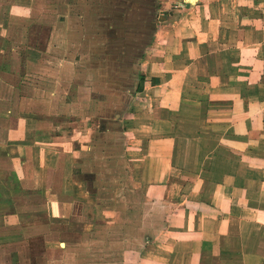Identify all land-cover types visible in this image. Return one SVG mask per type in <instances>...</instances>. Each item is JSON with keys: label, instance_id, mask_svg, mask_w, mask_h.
Returning a JSON list of instances; mask_svg holds the SVG:
<instances>
[{"label": "crops", "instance_id": "1", "mask_svg": "<svg viewBox=\"0 0 264 264\" xmlns=\"http://www.w3.org/2000/svg\"><path fill=\"white\" fill-rule=\"evenodd\" d=\"M79 256L264 264V0H0V264Z\"/></svg>", "mask_w": 264, "mask_h": 264}, {"label": "rangeland", "instance_id": "2", "mask_svg": "<svg viewBox=\"0 0 264 264\" xmlns=\"http://www.w3.org/2000/svg\"><path fill=\"white\" fill-rule=\"evenodd\" d=\"M159 13H157V15H158ZM159 16V15H158ZM78 258H80L79 259V261H76V260H74V263H76V264H99V263H96V262H92V261H89L90 259H88V258H85V257H78Z\"/></svg>", "mask_w": 264, "mask_h": 264}]
</instances>
